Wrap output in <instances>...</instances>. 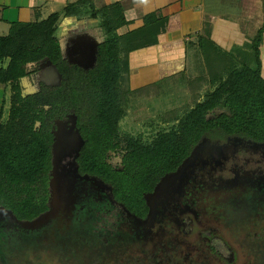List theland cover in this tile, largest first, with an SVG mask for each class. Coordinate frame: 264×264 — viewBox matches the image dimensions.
Here are the masks:
<instances>
[{
    "label": "trees",
    "instance_id": "trees-1",
    "mask_svg": "<svg viewBox=\"0 0 264 264\" xmlns=\"http://www.w3.org/2000/svg\"><path fill=\"white\" fill-rule=\"evenodd\" d=\"M64 17L100 22L102 40L92 68L66 56L58 38ZM168 23L152 14L142 28L121 35L129 25L122 4L98 11L83 0L48 20L13 24L10 34L0 37V86L6 96L11 93L9 118L5 119L7 98L0 112L2 210L21 223L50 213L54 129L58 121L69 118L77 120L85 142L78 159L80 174L111 187L116 202L141 220L149 219V198L206 142L243 140L264 146V26L245 46L228 52L213 41L208 19L197 37L205 77L189 83L196 94L195 107L152 140L123 135L131 97L163 85L133 90L131 55L159 46ZM47 67L58 70L59 86L43 82ZM36 79L37 91L26 94L23 82ZM208 84L213 91L202 100L200 93ZM117 156L121 159L115 163Z\"/></svg>",
    "mask_w": 264,
    "mask_h": 264
},
{
    "label": "flooded vegetation",
    "instance_id": "flooded-vegetation-1",
    "mask_svg": "<svg viewBox=\"0 0 264 264\" xmlns=\"http://www.w3.org/2000/svg\"><path fill=\"white\" fill-rule=\"evenodd\" d=\"M68 59L76 63L73 57ZM78 63V62H77ZM90 65V63H85ZM51 67H47L49 69ZM55 144L58 143L56 153H60L58 169V187L63 192L73 189L76 204L74 230L83 228L84 211L87 205L99 207L100 212L108 209L107 218L116 216L113 230H104L114 241L124 239L133 243L144 244V248L154 247L155 253L141 259H132L130 264H208L209 255L216 264H234L236 259L228 261V251L224 242L217 237L222 228H214L207 219L206 205L211 203L213 196L224 194L234 195L239 188L250 194L254 192L260 201L255 203L264 213V161H249L247 165L234 167L235 179L230 180L222 175L228 172L231 162L239 161L242 153L251 156H261L264 159V146H257L243 140L222 141L224 147L201 148L193 159L181 169L179 177L172 178L153 195L150 200L149 219L141 220L131 216L116 202L112 188L97 178L83 176L78 168V159L85 146V142L75 118L58 121L54 129ZM227 142V143H226ZM84 143V146H82ZM226 143V144H225ZM232 148V149H231ZM261 166L251 169L250 166ZM248 168V169H246ZM60 210L66 211L65 205ZM113 212H115L113 216ZM264 217V215H263ZM21 222L0 209V238L14 229H23ZM225 233V232H224ZM226 235V233H225ZM227 237V236H226ZM199 239V241H198ZM207 244V245H205ZM233 246V245H232ZM240 254L242 252L235 246ZM234 251V250H233ZM221 253L223 255H221ZM205 254V256H204ZM237 254L236 252L233 255ZM236 256V255H235ZM209 264H212L211 262ZM244 264L243 255L239 263Z\"/></svg>",
    "mask_w": 264,
    "mask_h": 264
},
{
    "label": "rangeland",
    "instance_id": "rangeland-1",
    "mask_svg": "<svg viewBox=\"0 0 264 264\" xmlns=\"http://www.w3.org/2000/svg\"><path fill=\"white\" fill-rule=\"evenodd\" d=\"M229 2L230 0H220L218 10L227 13L231 10L228 6ZM72 19H68V28L64 29L66 31L64 36H62L63 32L60 35L65 52L69 42L72 43L75 33L79 34L72 28L75 25L72 24ZM7 35V33L1 34V36ZM190 79L185 81L186 83L181 79H174L161 87H153L151 90L133 95L130 111L122 123L123 135L144 136L146 140H152L161 132L170 131L176 125L173 124L174 120L183 118L195 107L196 94L189 88ZM27 81L23 82L25 93L34 94L37 91L38 79ZM211 91H213L211 86L205 85L200 93L201 99L204 100ZM1 108L0 104V112ZM10 109L11 93L7 96L6 120L9 118ZM219 143L209 141L202 147L225 148L227 146ZM120 159L121 157L117 156L112 161L117 163ZM247 160L264 161L260 155L251 156L242 153L239 161L231 162L228 165L229 171L222 176L230 180L235 179V173L232 170L236 165H247ZM261 166L264 167V165ZM261 166L251 165L250 168L258 169ZM260 199L254 192L248 194L243 191V188H239L231 196L226 197L225 194L224 196H213L211 203L206 205V210L203 209L214 228H222L226 233L225 235L223 231H220L217 237L224 242L227 251L228 248L232 250L228 252L229 262L233 258H238L234 262L237 264L243 255L244 264H264V213L258 209L260 205H257V210L254 207ZM94 205L86 206L84 223L87 224L85 223L86 225L82 226L81 230H74L72 225L77 211L72 210L65 214L57 208V205L54 211L34 228L23 227L20 231L12 229L5 234V237L0 238V264H130L132 259L149 257L150 252L155 253L153 246L144 248V244L124 239L114 241L107 233L101 232L113 230L112 225L117 219L114 216L115 212L112 213L113 218H107L105 214L108 209L100 212L99 207ZM232 245L237 247L242 254ZM234 252L237 253L236 256L233 255ZM205 257H208L205 263L216 264L209 255Z\"/></svg>",
    "mask_w": 264,
    "mask_h": 264
},
{
    "label": "crops",
    "instance_id": "crops-1",
    "mask_svg": "<svg viewBox=\"0 0 264 264\" xmlns=\"http://www.w3.org/2000/svg\"><path fill=\"white\" fill-rule=\"evenodd\" d=\"M83 0H0V37H7L16 23H36L48 20ZM98 11L122 4L128 26L120 30L126 35L144 26L146 16L158 14L168 20L167 33L160 37L157 47L131 55V83L133 90H140L174 79L205 77V65L198 49V35L204 30L208 17L213 25V41L231 52L250 42L264 26V0H230L227 13L218 10L220 0H88ZM70 18H62L58 31L64 29ZM75 36L65 52L75 62L86 65L102 40L99 21L72 19ZM8 34L7 36H1ZM66 38V37H64ZM264 67V46L262 48ZM7 98L0 86V104ZM2 110V108H1Z\"/></svg>",
    "mask_w": 264,
    "mask_h": 264
},
{
    "label": "water",
    "instance_id": "water-1",
    "mask_svg": "<svg viewBox=\"0 0 264 264\" xmlns=\"http://www.w3.org/2000/svg\"><path fill=\"white\" fill-rule=\"evenodd\" d=\"M97 49H98V46H96L94 49V52L92 54V62L90 65H83V64L77 63V62H76V64L82 66L85 69L92 68L96 62ZM48 76H49V79H48ZM42 80L46 85H48L50 87H56V86H59L61 84V76H60L58 70L56 68H53V67L43 71ZM82 146H84V143H82ZM201 147L197 150V152L201 149ZM57 148H58V143H56L54 145V170L52 173V182H51V189H52L51 211H50V213H48L47 215H45L44 217H42L40 220H38L36 222L22 223V225L24 227L34 228L36 225H38L39 222H41L43 219L47 218L54 211L56 205L58 206L57 208L60 209L61 208L60 206L63 205V203H64L65 208H66V211L64 213L67 214V213L72 211L71 208L73 207V204L76 203L72 188H71V190L68 188L69 192L65 193V192H63L62 189H59V187H58V182H59L58 169L60 166V153H56ZM197 152L194 154V156L197 154ZM193 157L188 162H190L193 159ZM186 164L184 166H186ZM183 167H182V169H183ZM180 172H181V170L177 174L172 175V176L168 177L166 180H164V182L162 183V185L160 187L162 188L168 182V180L171 181V179L172 178L174 179V177H176V176L178 178ZM150 200H151V198H149L148 204H149V207L152 208V206L150 205ZM60 202L62 204H60Z\"/></svg>",
    "mask_w": 264,
    "mask_h": 264
}]
</instances>
